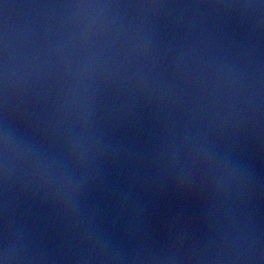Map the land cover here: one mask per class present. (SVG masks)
<instances>
[{
    "label": "water",
    "instance_id": "obj_1",
    "mask_svg": "<svg viewBox=\"0 0 264 264\" xmlns=\"http://www.w3.org/2000/svg\"><path fill=\"white\" fill-rule=\"evenodd\" d=\"M0 264H264V0H0Z\"/></svg>",
    "mask_w": 264,
    "mask_h": 264
}]
</instances>
